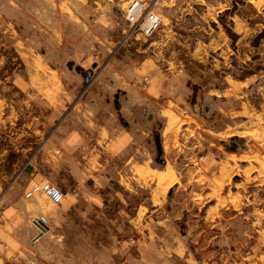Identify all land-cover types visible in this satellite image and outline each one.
Returning a JSON list of instances; mask_svg holds the SVG:
<instances>
[{
  "label": "crops",
  "instance_id": "obj_1",
  "mask_svg": "<svg viewBox=\"0 0 264 264\" xmlns=\"http://www.w3.org/2000/svg\"><path fill=\"white\" fill-rule=\"evenodd\" d=\"M131 1L0 0V264H30L32 252L36 264H225L238 252L226 217L234 156L219 163L199 140L189 146L170 114L184 118L189 80L201 85L192 78L220 67L232 77L214 55L228 51L226 16L246 30L239 0H158V31L120 49ZM82 79L100 85L78 100L72 82ZM149 105L167 119L157 165L153 116L138 128L132 115ZM42 182L62 191L60 203L25 197Z\"/></svg>",
  "mask_w": 264,
  "mask_h": 264
},
{
  "label": "rangeland",
  "instance_id": "obj_2",
  "mask_svg": "<svg viewBox=\"0 0 264 264\" xmlns=\"http://www.w3.org/2000/svg\"><path fill=\"white\" fill-rule=\"evenodd\" d=\"M235 14L245 20V32L233 30L229 16H226L223 19V30L228 38V51L226 54L214 55L218 60L226 58L224 67L232 77L225 79L220 67V72L216 75L208 73L192 78L197 79L201 85H195L194 80H189L190 87L195 92H190L185 97L184 118L177 119L170 114V128L182 140H186L189 146L192 145L189 138L192 141L199 140L204 153L212 152L213 159L219 163L226 161L227 154L234 156L231 158L234 161V173L228 191L230 197L234 195L236 202L226 217L234 223L236 233L233 237L238 252L232 249L225 264H264V0L256 7L239 0ZM22 34L36 42V45H30L32 48L39 52L45 50L40 45V35L31 27H23ZM130 43L131 41L124 45ZM6 53L15 54L13 47H7ZM227 54L229 55L226 57ZM209 66L202 65V68L204 70ZM146 80L148 81L145 82ZM72 83L76 86L78 100L86 97L90 86L100 85L96 80L85 83L83 79ZM148 83L149 78L146 77L141 85L147 87ZM105 100L101 99L102 102ZM121 100L119 98V105ZM135 109L132 115L136 116L138 128H150L148 116L151 114L154 118L151 126L153 137L159 136L161 141L167 119L160 116L158 106H136ZM69 112L70 110L60 112L59 121L67 117ZM111 112L117 113L113 102ZM153 141L157 165L158 146L155 139ZM5 193V188L0 189V201ZM1 207L0 210L3 211ZM184 224L183 221L176 223L178 228ZM131 239H127L129 247L133 245ZM196 255L198 262H201V255ZM30 256L27 262L34 264V253Z\"/></svg>",
  "mask_w": 264,
  "mask_h": 264
},
{
  "label": "built area",
  "instance_id": "obj_3",
  "mask_svg": "<svg viewBox=\"0 0 264 264\" xmlns=\"http://www.w3.org/2000/svg\"><path fill=\"white\" fill-rule=\"evenodd\" d=\"M157 1L132 0L129 3L125 14L126 27L123 38L118 45L119 48L131 41L139 33L150 37L158 31L162 21L154 8ZM143 88H146L145 85ZM84 159H86V156H84ZM35 195H44L53 204L60 203L64 197L62 191L50 182L35 183L25 193L26 198H32ZM5 220L4 212L0 210V227L4 224Z\"/></svg>",
  "mask_w": 264,
  "mask_h": 264
},
{
  "label": "trees",
  "instance_id": "obj_4",
  "mask_svg": "<svg viewBox=\"0 0 264 264\" xmlns=\"http://www.w3.org/2000/svg\"><path fill=\"white\" fill-rule=\"evenodd\" d=\"M156 141V145L158 146V150L161 148L160 147V140H159V136H157L156 138H154Z\"/></svg>",
  "mask_w": 264,
  "mask_h": 264
},
{
  "label": "water",
  "instance_id": "obj_5",
  "mask_svg": "<svg viewBox=\"0 0 264 264\" xmlns=\"http://www.w3.org/2000/svg\"><path fill=\"white\" fill-rule=\"evenodd\" d=\"M39 224V223H38ZM40 225V224H39Z\"/></svg>",
  "mask_w": 264,
  "mask_h": 264
}]
</instances>
